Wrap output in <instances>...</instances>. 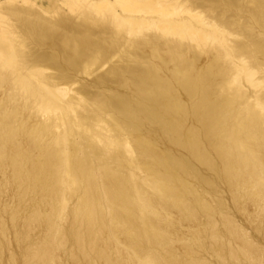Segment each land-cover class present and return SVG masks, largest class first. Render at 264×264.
Listing matches in <instances>:
<instances>
[{
	"label": "bare ground",
	"instance_id": "6f19581e",
	"mask_svg": "<svg viewBox=\"0 0 264 264\" xmlns=\"http://www.w3.org/2000/svg\"><path fill=\"white\" fill-rule=\"evenodd\" d=\"M0 264H264V0H0Z\"/></svg>",
	"mask_w": 264,
	"mask_h": 264
},
{
	"label": "rangeland",
	"instance_id": "374dc122",
	"mask_svg": "<svg viewBox=\"0 0 264 264\" xmlns=\"http://www.w3.org/2000/svg\"><path fill=\"white\" fill-rule=\"evenodd\" d=\"M45 2V1H44ZM189 227H191V225L187 224Z\"/></svg>",
	"mask_w": 264,
	"mask_h": 264
}]
</instances>
